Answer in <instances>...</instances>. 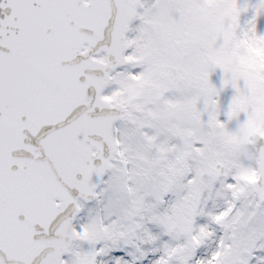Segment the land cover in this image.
Wrapping results in <instances>:
<instances>
[{"label": "snow or ice", "instance_id": "obj_1", "mask_svg": "<svg viewBox=\"0 0 264 264\" xmlns=\"http://www.w3.org/2000/svg\"><path fill=\"white\" fill-rule=\"evenodd\" d=\"M0 264H264V0H0Z\"/></svg>", "mask_w": 264, "mask_h": 264}]
</instances>
